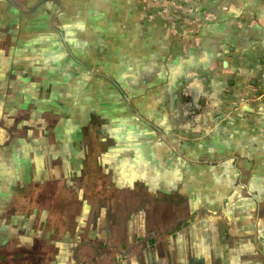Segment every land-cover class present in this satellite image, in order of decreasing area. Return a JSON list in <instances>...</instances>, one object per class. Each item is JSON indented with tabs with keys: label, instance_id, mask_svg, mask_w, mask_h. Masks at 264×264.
Here are the masks:
<instances>
[{
	"label": "crops",
	"instance_id": "crops-1",
	"mask_svg": "<svg viewBox=\"0 0 264 264\" xmlns=\"http://www.w3.org/2000/svg\"><path fill=\"white\" fill-rule=\"evenodd\" d=\"M16 262L264 264V0H0Z\"/></svg>",
	"mask_w": 264,
	"mask_h": 264
},
{
	"label": "water",
	"instance_id": "water-1",
	"mask_svg": "<svg viewBox=\"0 0 264 264\" xmlns=\"http://www.w3.org/2000/svg\"><path fill=\"white\" fill-rule=\"evenodd\" d=\"M5 1H7L11 5H13L14 7H16L18 9L22 10V11H25V12H29V11H32V10L36 9L39 6V4L43 2V0H41L33 8L25 9L24 7H22L19 4H17L14 0H5ZM56 2L58 4V6L61 7V4L59 3V1H56ZM61 37H62V35H61ZM62 43L64 44L65 49L68 51L70 57L74 61H76V63H78L87 72H89L91 74H94V75H99V76H102V77L108 79L112 83V85L116 88V90L124 97L126 103H128L130 105V107H132L131 99L125 94V92L123 91V89L119 85V83H117L114 79H112L108 74H103L100 71L96 70L95 68L92 69V68L88 67L86 64L79 62L78 59L75 57V55L71 52L70 48L68 47V45L65 42L63 37H62Z\"/></svg>",
	"mask_w": 264,
	"mask_h": 264
},
{
	"label": "rangeland",
	"instance_id": "rangeland-1",
	"mask_svg": "<svg viewBox=\"0 0 264 264\" xmlns=\"http://www.w3.org/2000/svg\"><path fill=\"white\" fill-rule=\"evenodd\" d=\"M9 259H13V258H11L10 256L8 257ZM16 264H20V262H16Z\"/></svg>",
	"mask_w": 264,
	"mask_h": 264
},
{
	"label": "built area",
	"instance_id": "built-area-1",
	"mask_svg": "<svg viewBox=\"0 0 264 264\" xmlns=\"http://www.w3.org/2000/svg\"><path fill=\"white\" fill-rule=\"evenodd\" d=\"M258 99H259V97L256 98V100H258Z\"/></svg>",
	"mask_w": 264,
	"mask_h": 264
}]
</instances>
